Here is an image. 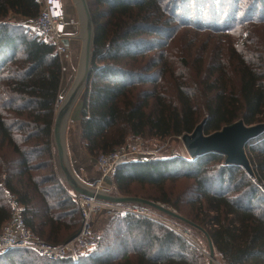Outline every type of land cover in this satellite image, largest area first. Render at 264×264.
Here are the masks:
<instances>
[{"label":"trees","instance_id":"trees-1","mask_svg":"<svg viewBox=\"0 0 264 264\" xmlns=\"http://www.w3.org/2000/svg\"><path fill=\"white\" fill-rule=\"evenodd\" d=\"M87 2L94 41L79 129L88 155L109 153L131 136L165 140L190 134L202 121L206 135L237 121L264 123V0ZM233 6L235 12L241 6L251 21L239 22L234 31L231 17H222ZM40 7L39 0H0V229L11 215L13 197L23 206L26 226L44 242L59 245L82 225L80 207L54 163L62 61L53 43L11 17L30 21ZM206 9L213 12L205 18ZM204 27L212 31L205 33L208 39ZM227 30V36L215 34ZM190 32L205 40L196 42ZM183 33L189 40L179 49L172 46L171 54L172 42ZM231 36L235 42L229 45ZM212 39L217 45H210ZM174 52L184 56L175 58ZM244 150L251 173L217 151L196 157L141 154L120 160L106 180L122 195L164 203L205 229L221 264H264V131ZM178 181L188 184L172 199L166 185ZM132 185L149 192H132ZM167 218L193 232L200 249L167 225L128 212L114 214L98 249L76 260L6 249L0 264H207L201 234ZM17 252L23 253L17 257Z\"/></svg>","mask_w":264,"mask_h":264},{"label":"water","instance_id":"water-1","mask_svg":"<svg viewBox=\"0 0 264 264\" xmlns=\"http://www.w3.org/2000/svg\"><path fill=\"white\" fill-rule=\"evenodd\" d=\"M74 2L76 4L79 19V32L74 37L82 38V46L76 76L58 108L52 127L54 160L60 179L68 189L75 193V195L79 194L81 197L96 199L111 204H128L135 207L141 206L143 209L153 208L166 217L181 221L186 226L194 228L203 234L208 248V251L205 253L208 257V264H219L216 260L213 243L207 231L177 213L170 206L140 197L108 194L103 190L97 189L95 183L93 186L83 184L72 173L66 154L64 132L68 122V115L89 76L92 60V45L94 41V26L87 0H74ZM63 43L66 44V41L64 40ZM204 123L205 121H202L190 134H184L182 136L183 144L190 157H196L209 151L221 152L226 156L227 163L240 165L248 173H251L250 162L244 150V146L248 140L258 136L264 131V123L246 125L242 121H237L208 135L203 132ZM75 235L65 242L72 240Z\"/></svg>","mask_w":264,"mask_h":264},{"label":"rangeland","instance_id":"rangeland-1","mask_svg":"<svg viewBox=\"0 0 264 264\" xmlns=\"http://www.w3.org/2000/svg\"><path fill=\"white\" fill-rule=\"evenodd\" d=\"M235 4L236 3H234V5ZM40 6H41V4H40ZM207 7H209V5H207ZM240 9H241V6L238 7V9L235 12V9H234V6H233V8H231L229 11H227L226 14H223V16H222L223 18L225 17V19L231 17L230 19L232 21L231 22H228V23L231 26L232 31L238 30V28H239V24L238 23L241 22V21L242 22H251V21H248V20L245 19V16H247V15L246 14H243ZM211 12H213V11H210V9H206L205 12H204V16L203 17L206 18L207 15H210ZM11 17L14 18L13 20H14V22H16V24H19V25H22V26H29V28H31L30 25H29V20H26L25 21V19L21 18L20 16H16V15H13V14H11ZM65 18H66V22H67L66 31H67V33H69V34H67V37H68L67 39L69 40V47L67 45V42H68L67 41L66 42L67 51L64 54V55H66V57H64V55H62L63 56V59L61 60L62 61V68H63V64L65 62V58L66 59L68 58L69 60H71L74 57L75 60L73 62V66H75L76 69H75V73L73 74L72 78L67 82V85H68L67 89L65 91H63V93H60L59 92L58 97L61 95V100H60V102H59L58 105L56 104V101H55V105H54L55 106L54 107V118H55V115H56V113L58 111L59 106L61 105V103H62V101H63V99H64L67 91L69 90V88H70V86H71V84H72V82H73V80H74V78L76 76L77 68H78V62H79V57H80V51H81V46H82V38L81 37H74L79 32L78 12H77V8H76V4H75L74 0H70L69 3L65 1ZM199 22H200V20H199ZM188 28L192 29V26H188ZM30 30H32V31L35 32V30L32 29V28ZM230 30H227V32L218 31V33H215V34H222L224 36L226 34V36H227V34H229ZM208 32H212V31L209 29V27H204L203 33H204L206 39H208V36H207L208 34H205V33H208ZM184 34H188V33L180 34L184 38L181 39V40L176 38L172 42V44H171V46L169 48V51L171 52V54H172V50L173 49H177V48L179 49L180 43H182V46H183V43H186V41L189 40V39H185V35ZM190 36H191V39H194L195 41L198 40L199 42H202V41L205 40V38H203L202 40H200L201 38L199 36L195 35L194 32H190ZM216 40L217 39H212V41L210 42V45H217L216 42H215ZM223 40H226V42L229 41L228 39H223ZM223 40H221L219 44H220V46L225 47L224 46V43H222ZM48 41H49V39H48ZM234 42H235V37L234 36H231V41H230L229 45H232V43H234ZM76 43L78 44L77 49H76V45H75ZM171 47H172V50H171ZM55 49H56V46H55ZM75 51H76V57H75ZM173 55H175V58L176 57H179L180 58L181 56L182 57L184 56L182 54L180 55L178 52H174ZM59 56H61V55H59ZM187 61L189 62V60H187ZM62 72H64L63 69H62ZM61 82H62V78H61ZM60 87H61V85H60ZM83 89L80 92L79 96L77 97L76 101L74 102L73 107H72L73 109H71L72 111H70V113L68 115L69 116L68 117V122H67V125L65 127V132L64 133H65L66 154H67V158H68V162H69V166L71 168V171L74 174V176L80 182H82L83 184H86L88 182H83V177L78 178L76 176L74 164H76L78 161H80L79 153H83V152L86 153V154H88V153L83 149V147L81 145V141H80V129H79V127H78L79 136H77L76 127H72L70 125V120H69V119L73 120L72 119V114H74L75 111H76V114H77V111H78V115H79V109H80V107L77 108V106H78V104L81 105V101H82V97H83ZM59 90H60V88H59ZM72 141H74L75 144H78V149L75 148V145L72 143ZM124 143L125 144H128L129 146H131L133 144L136 145L137 146V149H138V152L141 151L142 153H144V156H146L147 158L156 157V156H158V157L170 156V155H173V154H180V155L184 154L186 156H190L189 153H188V151L186 150L185 145L183 144L182 136H177V137H174V138H167L165 140H157L156 138H147V139L144 138L143 139V138H141L139 136H131V137L127 138V140ZM71 147H72V149H71ZM76 150L78 151L77 156H76ZM100 154H102V153H100ZM137 158H138V156H137ZM83 163H84V159H83ZM84 164H85L86 169L89 170V172H92L93 166H95V168L97 167L96 169H98V171H99V168L97 166V157L96 156L91 157L90 155H88V158L87 157L85 158V163ZM56 168L57 167L55 165V169ZM99 173H100V171H99ZM97 174H98V172H97ZM57 176L59 177L58 171H57ZM59 179H60V177H59ZM187 184H188V182H186V181H178V182H175V183L168 182L167 185H166V188L169 191L171 198L173 199L174 197H177V195L179 193H181L182 189ZM87 185H89V184H87ZM93 185H91V186H93ZM106 187H107V190L108 191H104V192H106L108 194L117 195V196H125V195H122L121 194V192L116 187V184L113 181H111L110 179H109V181H107L105 179L99 189L100 190L101 189L103 190ZM132 188H133L132 192H138L137 194H139V193H148L149 192L148 190H146L145 187L142 188V187H139V186H136V185H132ZM69 191H71V190L69 189ZM71 193H73V192L71 191ZM184 195L185 194H182V196H181V208H186V205L184 204L185 203V196ZM79 197H80L79 194L78 195H75V193L72 194V198L75 200V202L80 207V213H81L80 215H81V218H82V225H83L84 217L82 215V206L80 205V203L78 201V198ZM135 197H139V196H135ZM140 198H142V197H140ZM116 205H118L120 207H133V208L135 207L133 205H128V204H120V205L119 204H116ZM137 208H139L140 210H144L143 207H141V206H138ZM171 208L174 209L173 207H171ZM174 210L177 213H179L176 209H174ZM144 211L146 212L147 216H149V217H151V218H153V219H155V220H157V221H159V222L167 225L168 227L174 229L178 233L182 234L193 245H195L196 248L200 249V246L198 244L199 241H200V239L197 238L193 234V232H186L183 229V227L181 225H179V222L178 223L177 222L176 223H172L171 221H169L170 219H168L166 216L160 214V212L156 211L153 208H151L150 211H147V210H144ZM183 211L185 213H188L187 209L186 210H183ZM96 212L92 213L91 218H90V224H91V227H92V223H93V220L95 218L94 217L95 215L104 216L106 218V221L104 222V224H102V230L99 231V233L101 234V239H102V233H103V230H104L103 226H105L106 224H108L110 218L114 214H116V212H114L112 210H108V209H101V211H99L98 214ZM118 214H122V213H118ZM174 220H176V219H174ZM97 224L100 225L101 223H100V221H98L95 218L94 226H96ZM82 225H81V227H82ZM81 227H80V229H81ZM80 229H79V231H80ZM195 231L197 233L201 234L197 230H195ZM78 232L76 233V235L78 234ZM201 236L200 237L202 239H204V241L206 242L203 234H201ZM206 246H207V243H206ZM206 251H208V248H207ZM22 253L23 252H17L16 253V256L17 257H20L22 255ZM89 253H91V252H88V253H80V255H87ZM204 253H206V252H204ZM206 257H207V255H206ZM207 260H208V257H207ZM216 260H217V262L219 264H221L218 261V258L217 257H216Z\"/></svg>","mask_w":264,"mask_h":264},{"label":"built area","instance_id":"built-area-1","mask_svg":"<svg viewBox=\"0 0 264 264\" xmlns=\"http://www.w3.org/2000/svg\"><path fill=\"white\" fill-rule=\"evenodd\" d=\"M39 1L41 4L40 11L34 19L29 21V25L42 39L46 41L49 39V42L56 46L57 53L62 57L67 51V46L63 43L67 37V22L62 0ZM60 100L61 96L56 100L57 105ZM141 154L142 152H138L136 145L129 146L125 143L109 153L100 154L97 157V166L101 179L96 181V188L99 189L104 180L114 172L120 160H134ZM103 191H108L107 187ZM78 201L82 206V215L84 217L80 231L72 240L54 245L44 242L26 226L22 217L23 206L17 203L13 197H9L8 203L11 208V215L0 229V252L6 249H29L51 260L61 259L66 256H71L76 260L80 253L97 250L101 242V234L92 229L90 224L92 213L96 211L98 213L101 209H108L122 214L129 212L147 215L144 211L145 209L140 210L137 207H120L116 204L81 196Z\"/></svg>","mask_w":264,"mask_h":264},{"label":"crops","instance_id":"crops-1","mask_svg":"<svg viewBox=\"0 0 264 264\" xmlns=\"http://www.w3.org/2000/svg\"><path fill=\"white\" fill-rule=\"evenodd\" d=\"M65 1L69 3L70 0H62L63 6H64V11H65ZM66 33H67V31H66ZM67 34H69V33H67ZM67 38L68 37L65 38V41L66 42L68 41L67 45L69 47V40ZM75 45H76V49H77L78 44L76 43ZM64 57H66V55H64ZM75 57H76V51H75ZM62 59H63V56L61 57V60ZM74 60H75L74 57L71 60H69L68 58L67 59L65 58V62L63 64V71L64 72H62V82L60 84L61 87H60V90H59L60 93H63V91H65L67 89V87H68L67 82L72 78L73 74L75 73L76 67L73 66ZM80 106L81 105L78 104L77 108L80 107ZM73 115L75 116V117L72 116L73 120L69 119L70 120V125L72 127H75V122H74L75 119L78 121V125H76V131H77V136H79V130H78V127H79V115H78V111H77V114H76V111H75V113ZM72 143L75 145V148L78 149V144H75L74 141H72ZM71 149H72V147H71ZM77 154H78V151L76 150V156H77ZM142 154H144V153H142ZM79 156H80V161H78L76 164H74V166H75V174H76V176L78 178L83 177V182H88V183H86V185L89 184L88 186H91L94 183H96V181L101 179V174L99 173L98 169H96L97 167L95 168V166H93L92 172H89V170L86 169L84 163H85V158L86 157L88 158V154L83 152V153H79ZM83 159H84V163H83ZM97 172H98V174H97ZM70 193H71V191H70ZM71 194H73V193H71ZM94 217L98 221H100L101 224L100 225L97 224L96 226H94V221H95V218H94L93 223H92V228L96 232H99V231L102 230V224H104V222L106 221V218L104 216H100V215H95ZM104 227L105 226H103V228Z\"/></svg>","mask_w":264,"mask_h":264},{"label":"bare ground","instance_id":"bare-ground-1","mask_svg":"<svg viewBox=\"0 0 264 264\" xmlns=\"http://www.w3.org/2000/svg\"><path fill=\"white\" fill-rule=\"evenodd\" d=\"M73 109V108H72ZM72 111V110H71ZM72 116H74L73 114H72ZM75 117V116H74ZM75 127H76V125H78V121L75 119ZM103 181V180H102ZM96 200V199H95Z\"/></svg>","mask_w":264,"mask_h":264}]
</instances>
